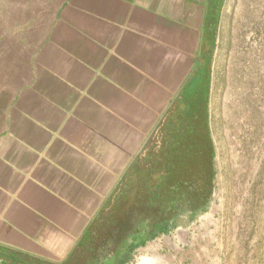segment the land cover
Returning a JSON list of instances; mask_svg holds the SVG:
<instances>
[{
  "label": "crops",
  "instance_id": "crops-1",
  "mask_svg": "<svg viewBox=\"0 0 264 264\" xmlns=\"http://www.w3.org/2000/svg\"><path fill=\"white\" fill-rule=\"evenodd\" d=\"M31 1L0 0V264H64L195 97L216 1Z\"/></svg>",
  "mask_w": 264,
  "mask_h": 264
},
{
  "label": "rangeland",
  "instance_id": "rangeland-1",
  "mask_svg": "<svg viewBox=\"0 0 264 264\" xmlns=\"http://www.w3.org/2000/svg\"><path fill=\"white\" fill-rule=\"evenodd\" d=\"M62 1L32 0L28 11L48 17ZM215 1L211 55L195 97L190 92L182 102L184 127L174 128L184 134L197 129L175 166L188 176L198 166L207 170V205L197 212V200L190 198L169 232L147 241L139 248L148 247L147 253H133L129 264L142 257L152 264H264V0ZM166 121L168 130L172 117ZM139 177L131 178V200ZM95 234L94 242L107 239V233Z\"/></svg>",
  "mask_w": 264,
  "mask_h": 264
},
{
  "label": "trees",
  "instance_id": "trees-1",
  "mask_svg": "<svg viewBox=\"0 0 264 264\" xmlns=\"http://www.w3.org/2000/svg\"><path fill=\"white\" fill-rule=\"evenodd\" d=\"M209 27L213 30L212 22ZM209 42L206 60L212 51V42ZM183 108L178 115L171 116L173 123L157 144L141 152L137 163L129 168L119 190L107 204L115 208L112 216H105L104 234L107 233V239L99 244L93 241L82 246V256L76 258L75 255L64 264H127L137 248L169 232L170 222L190 205V198L197 200V212L204 211L212 181L211 178L206 179L207 170L198 166L188 176L185 167L175 166V158L178 157L179 161L183 158L180 154L182 147L189 143L188 137L190 141L196 140V127L185 134L180 129L174 131L176 126L184 127L181 120L187 107ZM208 171L211 173L210 166ZM137 173L140 177L136 183V195L131 200V178ZM205 191L208 194L203 195ZM174 211L176 214L173 215Z\"/></svg>",
  "mask_w": 264,
  "mask_h": 264
},
{
  "label": "bare ground",
  "instance_id": "bare-ground-1",
  "mask_svg": "<svg viewBox=\"0 0 264 264\" xmlns=\"http://www.w3.org/2000/svg\"><path fill=\"white\" fill-rule=\"evenodd\" d=\"M153 262H154V260H151V259H149L147 257H142L138 264H152Z\"/></svg>",
  "mask_w": 264,
  "mask_h": 264
}]
</instances>
